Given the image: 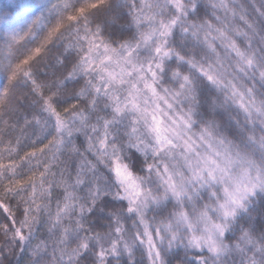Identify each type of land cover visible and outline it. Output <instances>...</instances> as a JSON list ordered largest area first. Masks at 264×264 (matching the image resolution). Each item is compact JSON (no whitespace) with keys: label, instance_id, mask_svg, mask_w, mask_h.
Segmentation results:
<instances>
[{"label":"snow or ice","instance_id":"1","mask_svg":"<svg viewBox=\"0 0 264 264\" xmlns=\"http://www.w3.org/2000/svg\"><path fill=\"white\" fill-rule=\"evenodd\" d=\"M252 7L0 9V264H264V0Z\"/></svg>","mask_w":264,"mask_h":264},{"label":"trees","instance_id":"2","mask_svg":"<svg viewBox=\"0 0 264 264\" xmlns=\"http://www.w3.org/2000/svg\"><path fill=\"white\" fill-rule=\"evenodd\" d=\"M13 0H0V9H5L10 3H12ZM49 3H55L56 0H47ZM241 3H244L248 7V12L250 15H255L254 9L252 5H254L256 8H259L261 6V0H240ZM264 10V9H262ZM38 14V13H37ZM45 16L47 17L48 14L45 13ZM48 20L45 21L47 23ZM54 23V20L52 21ZM43 38V32H41L39 29H37V38L34 40L32 37L26 38L25 41L21 42V45L18 46L23 50V46L26 45L28 48H32L37 46L39 41ZM3 41L0 39V45H2ZM51 47V46H50ZM5 55L2 48H0V60L3 59V56ZM3 243V238L0 236V244ZM12 264H16V257H11ZM20 264H23V260L20 261Z\"/></svg>","mask_w":264,"mask_h":264}]
</instances>
